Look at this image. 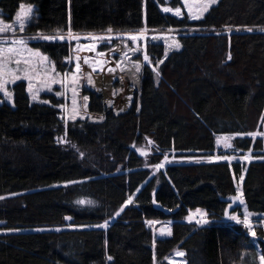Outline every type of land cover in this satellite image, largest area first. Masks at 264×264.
<instances>
[{
	"label": "trees",
	"instance_id": "16d2710c",
	"mask_svg": "<svg viewBox=\"0 0 264 264\" xmlns=\"http://www.w3.org/2000/svg\"><path fill=\"white\" fill-rule=\"evenodd\" d=\"M158 1L0 0L7 21L21 3L34 7L31 36L55 35L58 28L66 34L69 25L75 35L109 28L198 31L150 37L144 49L123 37L33 44L68 74L65 122L59 99L30 103L23 83L12 87L13 106H0V230L12 232L0 235V264H154V254L155 264H242L250 238L243 224L223 218L241 176L264 254V160L171 165L152 175L133 149L149 139L162 153H212L216 136L235 135L238 150L261 151L260 140L252 145L240 136L264 124V31H258L264 30V0H217L194 21L162 13ZM228 29L254 31L227 35ZM91 43L95 51L88 50ZM197 209L207 213L208 224L186 220ZM68 220L76 228L26 232L62 228ZM108 221L105 229L88 228ZM149 221L171 222L172 235L157 238L155 248Z\"/></svg>",
	"mask_w": 264,
	"mask_h": 264
},
{
	"label": "snow or ice",
	"instance_id": "6c2138e0",
	"mask_svg": "<svg viewBox=\"0 0 264 264\" xmlns=\"http://www.w3.org/2000/svg\"><path fill=\"white\" fill-rule=\"evenodd\" d=\"M185 3H187V0H185ZM210 3H216V0H208L207 3H204L201 5L199 13L194 14L192 11L191 6H189L188 9V18L193 20H198L203 17V13L208 11V6ZM163 11L170 12L172 9L170 8H164ZM34 12V7L31 4L25 5L24 3H21L19 6V11L16 13V16L14 18L13 22H6L4 19H0V92H3V94L11 100L12 94L7 90L6 85L8 83H15L17 80H27L28 81V91L29 94L32 96V99H37L35 95H33V80H36L43 84L44 87H46L49 91H51V84L60 83L62 87H65V80L64 79H56L55 77L60 76V73H56L55 71V64L50 61V58L48 56L43 55L38 49H33L28 46V41L16 37V28L19 27V31L23 32L26 30V26L30 24V21L32 19V14ZM175 15L180 16V8L175 9ZM11 32L13 35V39L10 44L7 43V34ZM108 35L107 36H100L97 37L95 35H89L88 37H85L86 39H90L91 41H97V40H111V32L112 29L109 28L107 30ZM147 29H141L140 32L136 35H130L129 39L132 41H136L138 39H145ZM29 39H37V40H46V41H61L64 42L67 40L69 43L71 41L76 40L79 41L81 37L79 35H75L72 31L71 26L69 25L67 29V34H64L63 29H56L55 35H45L43 33H37L36 36L30 37ZM96 43H91L87 46L89 51H95L96 50ZM175 47L178 49L180 47V44L177 42L175 43ZM81 49L77 48L76 51H80ZM167 54V52L165 53ZM101 56L104 54L101 53ZM126 56V54H125ZM148 55L145 54L144 60L148 61ZM229 59L231 57L229 56ZM66 60L70 63L71 62V56L67 57ZM80 57H76L77 61V73L80 71V64H79ZM85 64H89V66H92L91 61L85 57L84 58ZM163 61H160L159 63H162ZM98 64H103L104 61H97ZM49 64L51 65V74H49ZM12 65H15V67H12ZM117 67H121V65H117ZM136 72L139 73L141 71L140 64L135 65ZM95 67H93V71H95ZM123 70V69H121ZM153 72L156 73L157 76H159V72L156 70V68L152 69ZM109 72H114L115 69L109 68ZM67 73L64 74V77H67ZM79 77L77 74H73L71 78V82L73 85H75L78 81ZM89 84L92 83L91 77L89 76ZM73 93V101H72V115L71 118L75 119V116L78 114V104L76 100L77 90L75 87L72 88ZM57 95H63V93H57ZM88 97H83V100L85 101V108L87 107V101ZM44 103H47V101H44ZM66 110V109H65ZM103 119V117H101ZM249 135L255 136L256 133H250ZM63 142V141H61ZM143 154V153H142ZM217 159H227L231 160L232 157H217ZM199 162V161H197ZM157 169L162 167V165H155ZM241 180L244 179L243 176L240 177ZM0 199H3V197H0ZM234 202L236 200H239L241 204L244 203L241 190L239 187L237 188V194L234 197H231ZM79 204H85V203H91V201H77ZM132 203V197L130 196L127 201H125V204ZM232 205L230 204L228 208L224 210V215L229 221H234L236 224H243L245 229L247 230L248 234L252 236L253 238L256 237V232L254 229V226L250 220L251 213H248L247 210H245L243 219L241 220L237 215H232L229 213L228 209L231 208ZM121 211H123V207L121 208ZM117 215H119V212H117ZM199 217V219H196V223L198 225L200 224H208L209 221L207 219V213L203 212L200 209H197L195 213L189 211L188 216L186 217V220L191 223L196 217ZM65 219H70V217H66ZM150 225L156 223L155 221H149ZM262 226H264V221L261 222ZM97 227L105 228L107 227V222L103 225H97ZM59 231V229H56ZM172 235L171 228H165L161 230L160 235ZM153 248H155V240L153 241ZM176 256L183 257L185 255L184 252L177 250L175 252ZM112 257L109 256L108 260H111ZM259 264H264V254H260L258 256ZM153 261L155 264V254L153 257ZM171 264V261H170Z\"/></svg>",
	"mask_w": 264,
	"mask_h": 264
},
{
	"label": "rangeland",
	"instance_id": "374dc122",
	"mask_svg": "<svg viewBox=\"0 0 264 264\" xmlns=\"http://www.w3.org/2000/svg\"><path fill=\"white\" fill-rule=\"evenodd\" d=\"M158 1V0H157ZM163 2V4L159 5L160 11L164 14H168L171 15L175 18L181 19L184 18L185 16L188 17V9L189 6H191L192 11L194 14H198L201 5H203L204 3H207L208 0H187V3H185V0H180L181 2V7H180V12L181 15L177 16L175 15V9L172 8L170 6V0H161ZM159 2V1H158ZM217 2V0H216ZM215 3H210L208 6V9L210 7H212ZM164 8H170L172 9V11L170 12H165L163 11ZM19 11V8L17 10V12ZM16 12V13H17ZM206 12L203 13V15ZM16 14L14 15V17L12 18V20L7 21L5 20L2 15H1V11H0V19H4L6 22H13L14 18H15ZM33 16H35V12H33L32 14V19ZM31 19L30 24L33 23V20ZM189 19V18H188ZM190 21H194L193 19H189ZM29 24V25H30ZM28 25V26H29ZM26 26V30L23 32L19 31V27L17 26L16 28V37H20L23 38L25 40L28 41V46L30 48L36 49L33 47L34 43H38V42H52V41H46V40H37V39H29L30 37H34L31 36L30 34H28L27 32V27ZM142 29H145V27H143ZM239 31H247V32H251L254 30H225L224 33H226L227 35H229L230 33L233 32H239ZM258 31H264V30H258ZM140 32L136 31V32H127V33H119V32H111V36L112 38H119V37H123L128 39L134 46H138L141 47L142 49H144L145 47V42L148 38L150 37H159V36H164V35H172V34H178V33H197V30H184V31H173V30H166V31H150L147 30L146 32V36L145 39H138L136 41H132L131 39H129L130 35H136ZM67 34V33H66ZM65 34V35H66ZM90 34H84V35H79L81 37V39L83 40H90V39H86L85 37H88ZM91 35H95L97 37L100 36H107L108 32L105 31L103 33H99V34H91ZM13 35L11 32H9L7 34V43L10 44L12 39H13ZM76 40L71 41L74 42ZM55 42H61V41H55ZM64 42L69 43L67 40H65ZM40 51V50H39ZM41 52V51H40ZM42 53V52H41ZM43 54V53H42ZM44 55V54H43ZM143 56H145L143 54ZM147 62V61H145ZM12 67H15V65H12ZM55 71L56 73H60L61 75L58 77H55L56 79H64V74L59 72L56 67H55ZM49 74H51V65L49 64ZM17 83H23L25 85V90H26V94L29 98L30 103H38V104H47L44 103L45 100V96H54L57 99H59L62 103L61 105L58 106V110L60 111V118L61 120H63V123L65 122V87H62V85L60 83H55V84H51V91H49L46 87L43 86L42 83L33 80V95H35L37 97V99H32V96L29 94L28 91V81L27 80H17L15 83H8L6 85L7 90L12 94V98L11 100H9L4 94L3 92H0V103L8 105L10 107L13 106V93H12V87L17 84ZM63 93V95H57V93ZM251 133H256L257 135L252 136L249 134H245L240 136V138H249L252 141V145H255L256 141L260 140L261 144H262V149L260 152H256L252 149L248 150V151H240L237 148H235L233 142L236 138H238L235 135H220V136H216L215 138V150L212 153H176L174 151H168V152H160L157 149H155V147L153 146V144L151 143V141L149 139H144V143H142L141 145H135L133 147L134 151L141 156L144 159V163H145V167L148 168L152 173V175L156 174L158 171H163L165 170V168L167 166H171V165H186V164H202V163H215V162H226V163H232V162H244V163H248L254 160H264V124L262 125V128L260 131H255V132H251ZM143 153V154H142ZM161 156V160L159 163H155L156 158H159ZM232 157L231 160H227V159H217V157ZM199 161V162H197ZM155 165H162V167H160L159 169H157L155 167ZM242 181L241 179H239L238 181H236V185H235V190H236V194H237V188L239 187V189L241 190L242 193ZM139 191V190H138ZM137 191V192H138ZM136 192V193H137ZM135 194L132 196V200L134 198ZM243 197V194H242ZM1 200V199H0ZM244 201V199H243ZM129 204H125V206H128ZM123 207V208H124ZM245 210H247L245 203L241 204L240 203V211L237 212L234 215H237L241 220L243 219ZM248 212V211H247ZM195 213V212H194ZM249 213V212H248ZM259 218H261V222L264 221V215H260ZM255 219V220H254ZM250 220L255 228V226H257L259 223L256 222V220L258 221L257 218H254L252 215L250 217ZM110 221L107 222V226L109 224ZM105 223L99 224V225H103ZM150 225V224H149ZM3 226L2 224H0V227ZM171 226V222H156L154 224H151V230H152V235H153V239L156 240L157 238L163 237L162 235H160L161 230L165 229V228H169ZM75 226L72 225L71 221H67L65 226L62 228L59 227H53V228H42V229H32V230H28L26 232H36V231H50V230H64V229H73ZM76 228V227H75ZM87 228V227H85ZM90 228H96V229H105V228H101V227H97V226H91L88 227ZM247 231V230H246ZM25 232V231H22ZM12 233L10 231H1L0 230V235L2 234H9ZM248 234V232H247ZM166 235V234H165ZM251 244H252V248L248 249L249 251L244 253L243 255V259H242V264H259V259L258 256L260 255L259 253V247L257 244V239L256 237L253 238L252 236H250L248 234Z\"/></svg>",
	"mask_w": 264,
	"mask_h": 264
},
{
	"label": "water",
	"instance_id": "95a60500",
	"mask_svg": "<svg viewBox=\"0 0 264 264\" xmlns=\"http://www.w3.org/2000/svg\"><path fill=\"white\" fill-rule=\"evenodd\" d=\"M2 105V103H0V106ZM228 206L231 204L232 207L228 209L229 213L231 214L233 211H235L239 206H240V201L236 200L235 202L232 199H228ZM228 206L226 208H228ZM223 218L225 220H227V218L225 217V215H223Z\"/></svg>",
	"mask_w": 264,
	"mask_h": 264
},
{
	"label": "built area",
	"instance_id": "2783aa9c",
	"mask_svg": "<svg viewBox=\"0 0 264 264\" xmlns=\"http://www.w3.org/2000/svg\"><path fill=\"white\" fill-rule=\"evenodd\" d=\"M196 219H199V217L197 216V217L194 219V222H196Z\"/></svg>",
	"mask_w": 264,
	"mask_h": 264
}]
</instances>
